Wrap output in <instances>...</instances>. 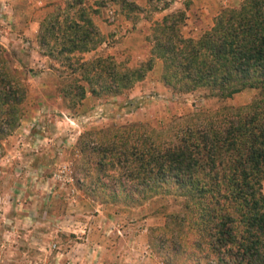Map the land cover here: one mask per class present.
<instances>
[{
  "label": "trees",
  "instance_id": "16d2710c",
  "mask_svg": "<svg viewBox=\"0 0 264 264\" xmlns=\"http://www.w3.org/2000/svg\"><path fill=\"white\" fill-rule=\"evenodd\" d=\"M100 7L98 0H64L40 24L43 54L72 77L62 89L70 108L89 94L132 89L154 59L162 60L161 80L174 93L258 94L241 107L175 118L163 131L135 123L83 132L76 144L77 186L91 204L132 210L159 196L176 198L179 211L151 229H161L163 241L171 237L168 264H264V0L220 8L197 38L181 33L185 10L163 16L153 22L152 58L138 68L109 55L83 58L104 42L92 17ZM125 9L142 10L134 2ZM27 94L0 46V142L19 127Z\"/></svg>",
  "mask_w": 264,
  "mask_h": 264
},
{
  "label": "rangeland",
  "instance_id": "374dc122",
  "mask_svg": "<svg viewBox=\"0 0 264 264\" xmlns=\"http://www.w3.org/2000/svg\"><path fill=\"white\" fill-rule=\"evenodd\" d=\"M98 1L92 17L104 42L83 58L109 55L138 68L152 58L153 22L185 10L181 33L197 38L213 26L220 8L242 0ZM130 2L141 12L126 10ZM63 3L0 0V46L28 89L19 127L0 142V264H168L171 237L163 241V231L151 229L162 228L166 215L179 211L177 199L159 196L134 210L91 204L76 184L80 134L135 123L163 131L189 113L247 105L258 91L245 89L229 99L209 97L205 90L174 93L161 80L162 60L154 59L132 89L117 96L89 94L72 109L62 93L72 77L38 44L42 20Z\"/></svg>",
  "mask_w": 264,
  "mask_h": 264
},
{
  "label": "crops",
  "instance_id": "0c3cea01",
  "mask_svg": "<svg viewBox=\"0 0 264 264\" xmlns=\"http://www.w3.org/2000/svg\"><path fill=\"white\" fill-rule=\"evenodd\" d=\"M195 2V1H194Z\"/></svg>",
  "mask_w": 264,
  "mask_h": 264
}]
</instances>
